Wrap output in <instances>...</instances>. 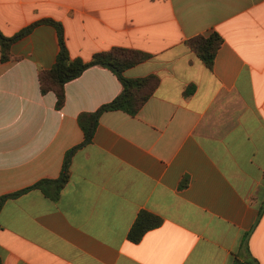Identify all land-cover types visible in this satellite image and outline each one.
<instances>
[{"label": "crops", "instance_id": "crops-1", "mask_svg": "<svg viewBox=\"0 0 264 264\" xmlns=\"http://www.w3.org/2000/svg\"><path fill=\"white\" fill-rule=\"evenodd\" d=\"M44 18L62 23L72 58L150 54L124 76L158 86L135 116L99 115L56 202L38 190L5 201L0 264H264V0H0L4 37ZM211 33L222 43L208 69L185 41ZM58 52L41 24L0 59V197L59 177L83 141L78 116L121 93L93 66L56 108L38 74ZM142 210L162 224L132 243Z\"/></svg>", "mask_w": 264, "mask_h": 264}, {"label": "trees", "instance_id": "trees-1", "mask_svg": "<svg viewBox=\"0 0 264 264\" xmlns=\"http://www.w3.org/2000/svg\"><path fill=\"white\" fill-rule=\"evenodd\" d=\"M41 24L52 26L58 36L59 52L51 68L41 70L38 74L39 89L42 94L52 92L56 96L55 106L60 109L65 102L64 86L67 82L78 77L84 70L101 66L109 69L115 74L122 86L121 93L111 102L102 105L93 113H83L78 116V124L83 132V141L80 145L70 149L64 156L62 170L59 177L55 179H40L33 185L18 192L0 197V210L7 199L16 198L30 190H38L46 198L56 202L59 199L62 189L66 186L70 178V163L74 152L89 144L93 138L98 117L105 111H123L130 116H135L145 102L151 97L158 86V78L149 75L143 78L130 79L124 76V71L139 63L149 59L150 54L123 47H113L108 51L97 52L92 57L84 61L80 58H72L65 43L64 28L62 23L50 18L38 20L21 29L12 37H4L0 33V59L7 61L10 59V46L31 32V30ZM222 43V38L217 33L208 36L197 35L185 41V46L192 51L208 69L213 66L214 58L218 48ZM193 88L185 90L184 94L192 93ZM186 183L182 182L181 187ZM263 208L260 209L258 218ZM162 224V219L148 211H140L131 228L127 233V239L132 243H138L143 235L149 230L155 229Z\"/></svg>", "mask_w": 264, "mask_h": 264}]
</instances>
